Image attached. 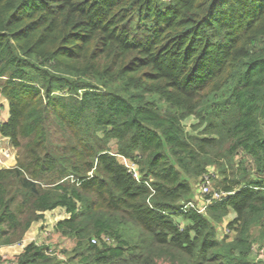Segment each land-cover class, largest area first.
I'll return each mask as SVG.
<instances>
[{
    "label": "trees",
    "instance_id": "1",
    "mask_svg": "<svg viewBox=\"0 0 264 264\" xmlns=\"http://www.w3.org/2000/svg\"><path fill=\"white\" fill-rule=\"evenodd\" d=\"M0 96L16 264H264V0H0Z\"/></svg>",
    "mask_w": 264,
    "mask_h": 264
},
{
    "label": "crops",
    "instance_id": "2",
    "mask_svg": "<svg viewBox=\"0 0 264 264\" xmlns=\"http://www.w3.org/2000/svg\"><path fill=\"white\" fill-rule=\"evenodd\" d=\"M0 106L4 108V110L0 112V124H3L8 119V107L7 102L1 96ZM0 147V151L6 150V148L12 149L9 145L8 139L2 137L1 135ZM12 153L16 155L15 150ZM1 168L7 167H0V169ZM230 214L232 220L234 218V214L232 212L229 213V215ZM64 218H67V215L60 208L44 213L43 220L33 223L31 225L22 243L13 246L0 247V264H16L18 256L22 253L24 246L29 242H35L36 244H44L51 247L59 245V248H61L62 246L60 244L63 241L64 244H68H65L64 249L69 250L74 244L73 241L62 238L58 233L54 232L55 223L63 220Z\"/></svg>",
    "mask_w": 264,
    "mask_h": 264
},
{
    "label": "built area",
    "instance_id": "3",
    "mask_svg": "<svg viewBox=\"0 0 264 264\" xmlns=\"http://www.w3.org/2000/svg\"><path fill=\"white\" fill-rule=\"evenodd\" d=\"M128 169H132V166H127ZM210 183H211V178L208 175H205L202 179H201V183L199 184L202 185L198 186V190L197 193L201 196L200 198L201 200H197V203L194 202H188L185 204H182L180 207V212L179 213H184L186 211H188L189 209H193L195 210L197 213H203L205 211V209L211 205L214 201H220L222 198H225L226 196H228L229 194H223V193H219V192H212V190H210ZM211 194V196L209 198H205V195H209ZM226 233L229 234V232L226 230ZM92 243H95L94 240H92ZM50 253H52L53 255H56L58 258L63 259L62 255L59 253V248H54L51 247V249L49 250ZM254 253H257V250H254ZM263 254L260 252L258 254V258H262Z\"/></svg>",
    "mask_w": 264,
    "mask_h": 264
},
{
    "label": "rangeland",
    "instance_id": "4",
    "mask_svg": "<svg viewBox=\"0 0 264 264\" xmlns=\"http://www.w3.org/2000/svg\"><path fill=\"white\" fill-rule=\"evenodd\" d=\"M2 110H4V108L2 106H0V112H2ZM194 123H196V122H195V120L193 118H190V119L185 121L184 125H185L187 131H190V126L193 125ZM0 149H1V147H0ZM7 149L8 148H6V150L0 151V167H7L8 168V167L14 165V162H15L14 160H15V156H16V155H14L12 153L14 151V149L13 148L12 149L9 148L8 150ZM211 171H213V170H211ZM196 185L199 186L198 184H196ZM212 185H214V181L213 180L210 183V190H211V186ZM200 186H202V185H200ZM200 186H199V188H200ZM200 197L201 196L197 193L195 198L198 201L199 200L202 201V199ZM230 220H231V214L227 218H225V222H229ZM177 222L180 223V219L179 218H177ZM223 228H225V227L222 226V227H220L218 229L219 235L222 238L226 237V235H227L226 229H223ZM65 244L68 245L67 243H65ZM65 244L63 243V241L61 242L60 245L62 247L60 248V252L62 251V248L64 249Z\"/></svg>",
    "mask_w": 264,
    "mask_h": 264
}]
</instances>
